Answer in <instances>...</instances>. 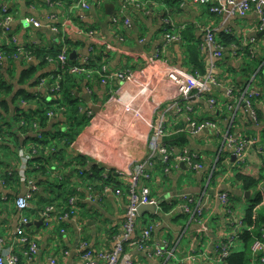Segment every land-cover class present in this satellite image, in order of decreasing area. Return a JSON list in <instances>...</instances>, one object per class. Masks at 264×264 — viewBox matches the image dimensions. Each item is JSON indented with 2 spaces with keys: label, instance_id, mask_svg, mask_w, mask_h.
I'll return each instance as SVG.
<instances>
[{
  "label": "crops",
  "instance_id": "0c3cea01",
  "mask_svg": "<svg viewBox=\"0 0 264 264\" xmlns=\"http://www.w3.org/2000/svg\"><path fill=\"white\" fill-rule=\"evenodd\" d=\"M79 1L51 0L48 3L45 0H0V4L7 6L8 16L11 17L9 27L5 30L0 28V47L16 49L12 56L4 57L0 72L3 70L2 74L13 80L14 87L19 85L28 91L41 93L49 101L51 96L48 90L57 83L55 80L51 85V77L39 78L41 81L37 86H30L28 81L17 83L20 73L30 66L36 67V71L29 81L57 69L54 62L41 64L40 60L25 51L26 47L50 49L67 47L66 44H69L71 51L68 58L84 66L93 57H103L98 72H81L87 76L80 80L79 89L75 91L79 111L86 115L88 122L69 145L61 140L50 143L49 168L45 174L39 170L44 162L29 160L25 180L20 178L17 182H5V170L8 174L10 170L14 171L20 177L19 164L17 157L0 148V235L3 246H12L16 253L21 254L19 264H49L51 258L56 260V264H83L82 240H86L94 249L113 248L120 238L128 201V176L116 175L115 171L130 170L136 162L145 158L153 132L163 119L166 135L182 130L188 134L185 147L196 154V162L201 164V168L193 170L179 162L175 167L173 161L165 169L155 161L149 178L141 182L149 188L150 196L158 201L159 206L155 213L137 211V226L132 238L152 225L150 238L146 242L149 249L161 240H168L170 247L176 246L174 256H150L145 248L138 250L128 246L127 242L124 243V252L132 257L133 264H179L181 261L192 264L184 259L188 250L194 249L195 252L204 251L207 258L213 259L210 261L212 264H220L223 259L221 244L228 243L237 250L242 248L237 240L240 232L238 225L241 228L244 225L242 216L236 224L229 203L231 199L247 200L255 194V190L248 191L247 197L241 185L234 178L231 180L230 177L235 174L232 172L240 170L254 176L261 175L257 190L264 192L262 154L257 150L258 145L264 147V125L262 122H252L248 114L242 108L237 109L233 102L239 82L244 85L251 77L249 71L247 75L240 74L241 69L256 67L254 72L264 78L262 73L258 74L264 66V34L257 27L256 15L248 12L243 17L239 16L233 13V7L226 8L223 13L209 9L210 6L219 5L222 0H209L207 4L193 0H85L88 8H82ZM106 4L113 5L111 14L106 13ZM30 18L37 20L39 26L28 23ZM125 19H129L128 25L124 23ZM206 29L211 30L216 38L220 33L231 35L237 43L223 46L221 56L217 58L213 45L205 40ZM167 33L175 35L176 39L168 41ZM251 39L254 41L250 42ZM191 46L199 49L203 71L195 68L189 59L188 47ZM246 51L251 52V56H246ZM155 52L159 53L160 60L151 64L148 58ZM255 62L257 65L251 66ZM126 71L131 72L129 80L104 78L106 73ZM177 71L196 72L203 78L209 73L218 82L217 85H209V94L196 97L193 92L190 100L182 102V105L192 108L190 112L177 113L171 107L180 96L171 74ZM252 84V80H249L248 85L252 87ZM229 86L234 87L231 96L227 95ZM253 86L261 87L259 83ZM83 94L88 96V100L81 98ZM210 97L216 101L214 106L207 100ZM19 102L25 109L35 107L34 103ZM227 104L232 105L231 109ZM59 110L48 112V127L65 131L68 126ZM188 118L195 122H219L220 133L230 125V132L240 131L244 136L254 137L256 146L248 147L244 161L232 158L233 149L224 143L219 133L205 129L192 134ZM33 142L26 139L24 145L16 149V155L22 148L29 151ZM8 145L10 151H15L10 141ZM79 157L85 159L84 166L79 164ZM218 159L221 165L217 164ZM94 164L102 168L100 174L103 177L110 173L122 178L119 181L121 189L116 188L121 190L120 193L109 185L99 191L91 187L88 177ZM214 168L217 173L214 172L212 176ZM79 169H85L88 175L80 176ZM187 172L189 179L182 181ZM63 176H69L66 186L72 187L76 195L72 197L79 199L74 213L64 223L50 227L43 222L33 224L42 217L30 214L32 207L20 212L10 204L27 191L29 182L37 186L30 202L38 192L49 198L56 191L55 186L62 183L60 180ZM188 180L191 187L183 185ZM106 186L109 190L104 191ZM222 192L228 193L227 204L218 199ZM90 193L92 200L86 199ZM184 194L202 200L204 209L200 216L182 211ZM160 202L174 204L164 212ZM257 210L264 211V202ZM22 215L29 219L23 226L24 234L37 244L35 254L26 255L25 245H21L19 236L15 235ZM261 227H264V223ZM111 228L116 232L109 233ZM249 264L263 263L251 254Z\"/></svg>",
  "mask_w": 264,
  "mask_h": 264
},
{
  "label": "built area",
  "instance_id": "2783aa9c",
  "mask_svg": "<svg viewBox=\"0 0 264 264\" xmlns=\"http://www.w3.org/2000/svg\"><path fill=\"white\" fill-rule=\"evenodd\" d=\"M48 3H51V0H45ZM96 2H100L101 0H95ZM196 3L207 4L209 0H193ZM79 5L82 8H88V4L85 0H80ZM233 7V13H237L239 16H244L248 12H253L257 17V27L264 34V0H222L219 5L210 6V10L216 13H223L226 11V8ZM11 21V17L8 16L7 6L4 4H0V28L7 29L9 27V23ZM28 23H32L35 27L39 26V22L34 18H30L27 20ZM124 23L128 25L129 19H125ZM55 29V28H53ZM205 40L207 43L213 45L214 55L219 58L221 56V50H223V45L220 44L218 39L215 37L214 33L211 30H205ZM166 39L168 41L176 39L175 35L167 33ZM254 39H251L250 42H253ZM18 51V49H17ZM236 53L235 51H233ZM159 53L155 52V55L150 56L148 58V62L151 64H155L160 58H158ZM4 57L0 53V65L2 64ZM60 68L65 69L71 73H80L85 69L83 63L80 64H70L68 59V52L66 51V47L61 48V53L57 59ZM104 69V68H103ZM173 74V80L178 85L179 95L177 99L172 103L171 107L175 112L181 111H191V107H187L186 105H182L183 101H188L193 96L192 93L195 92L196 97L203 96L204 94H209L210 84L217 85V81L213 76L209 73L203 77H201L198 73H186L179 72L177 73L171 72ZM260 74V73H258ZM104 78H116L119 80H129L131 78V72H117V73H106ZM249 80H252V83L260 84V86L250 87L248 85ZM248 83L244 85H240L237 91V96L233 97L234 105L237 109L242 108L252 122H256L257 118V109L253 107L252 100L256 97L259 99H263L262 105H264V78H261L257 75V73L253 72L251 77H249ZM54 90H58L59 86L55 84ZM227 90V95H233L234 87L229 86ZM58 96V95H57ZM56 96V97H57ZM211 106L216 104L214 98L210 97L207 99ZM186 106L185 108H183ZM228 109H231L232 105L227 104ZM259 107V106H258ZM169 108L168 110H170ZM52 113L50 112L49 115ZM162 116H164L162 114ZM232 120V119H231ZM190 129L189 131L192 134L199 133L205 129H212L215 133H219L220 136L223 137L224 143L228 145L229 148L233 149V154L239 160H245V156L247 155V149L249 146H256V139L254 137L244 136L240 131L230 132V125L227 130H224L220 133V123L215 122L213 120H203L200 122L192 121L188 118ZM257 123V122H256ZM32 129L37 136V138H41V132H39V127L37 123L32 124ZM168 135V134H167ZM164 130L163 119L160 120L159 125L153 132L152 139L149 141V152L145 156V158L139 162H136L132 169L126 170L125 172L117 170L115 171L116 175L119 176H128V188H127V205L125 211V218L121 225V234L120 238L113 245V248L110 249H94L92 248L86 240H82L80 243L81 257L83 264H133L132 257L124 252V243L128 246H133L138 250L145 248L148 250L150 256L162 257L168 256L171 258L174 256L175 248L170 247V242L168 240H161L155 244V246L149 249L146 244L147 240H149L152 225H149L147 228L142 229L138 236L134 235L136 230V219H137V207L139 204H155L158 208L159 203L156 199L150 196L149 188L141 184L142 179L149 178V171L155 165V159L158 157L161 162L164 164L165 169H168V163L171 159L174 161V166L177 167V163H185L188 165L190 169L199 170L201 168V164L196 162V154L192 153L187 147L182 148L180 151H175L174 148L170 147L164 140V137L167 136ZM163 138V139H162ZM0 137V141H1ZM257 150L262 154V161H264V147L261 145L257 146ZM37 149L34 145L29 147V151H25L23 148L18 150V156L20 158L19 164V172L22 180H25V172L27 170L29 160L34 156ZM173 157V158H172ZM37 190V186L29 182L27 191L23 194L19 195L14 204L16 208L20 212H24L28 210L30 205V200L32 198V194ZM109 190L108 186L104 188V191ZM116 192H119L117 189ZM185 204L182 205L181 209L184 212L190 213L193 216H200L204 209V204L201 199H198L184 194L182 196ZM88 200H92V194H88ZM218 199L223 203L227 204L228 193L222 192ZM79 199L77 197H70L68 200V211H64L60 216L53 217L51 216L54 208L53 206L46 207L45 211L41 214L43 223L45 226L50 227L52 224H61L67 221L74 210L77 207ZM193 205V208H191ZM199 221V220H198ZM29 222L27 216L22 215L19 220V225L15 230V235L19 236V241L21 243H28L29 247L26 250L27 254H35L37 252L38 246L35 242L28 240L26 235L24 234L23 226ZM221 257L224 258L230 251V244L224 243L221 244ZM250 252L255 258H257L261 263L264 264V227L261 229L260 235L256 236L250 245ZM185 261L192 264H212L210 261L213 259H209L206 257L204 251L195 252L194 249H189L186 256ZM0 264H19V259L17 257V253L14 251L12 246H3V238L0 237ZM49 264H56V260L51 258ZM179 264H184V261L179 262Z\"/></svg>",
  "mask_w": 264,
  "mask_h": 264
},
{
  "label": "trees",
  "instance_id": "16d2710c",
  "mask_svg": "<svg viewBox=\"0 0 264 264\" xmlns=\"http://www.w3.org/2000/svg\"><path fill=\"white\" fill-rule=\"evenodd\" d=\"M88 29V28H87ZM218 41L221 45L225 46L228 43H237L236 40L232 38L231 35L226 33H220L218 35ZM66 51H71V46L66 44ZM32 57L40 60L41 64H45L47 62H54L57 65V69L54 72L49 74L45 73L39 75L35 80H31L32 76L36 71V67H28L20 73L19 80L17 83L23 84L28 81L30 86H37L41 81L39 78L42 77H51L49 80L52 83L56 80V84L59 86L58 90H54V85L48 90V94L51 96V100H46L44 95L41 93H34L32 91H28L25 88L14 87L13 80L7 79L2 71L0 72V137L2 138L0 141L1 151H9V153L13 154L17 157V165L20 164V158L18 156V152L16 155V149L20 145H24L26 139L33 140V145L36 147L37 151L34 156L30 159V161H34L36 163L44 162V165L40 164L41 174L46 173L49 168V158L48 147L51 146L50 143L53 141L61 140L65 142V145H69L74 138L78 135L80 130L86 125L88 119L84 113H80L78 106V97L75 95V91L79 89L78 87L80 80L86 78V74L80 73H71L65 69L60 68L59 63L57 61L58 56L61 53V47L58 46L56 48H40V47H26L25 50ZM16 52V49L13 47H0V53L3 57L12 56ZM189 59L200 71H203L202 64L203 60L201 58L198 47L191 46L188 47ZM251 52L246 51V56H251ZM253 57V56H252ZM102 56H96L91 58L87 64H85V70H91L93 73L98 72L101 63ZM69 59V58H68ZM69 63L79 64L75 60L69 59ZM2 64L0 65L1 70ZM256 67H247L246 70L249 71V74L252 75L254 71H256ZM242 74L247 75L246 71L241 70ZM259 73H262V69L259 70ZM81 74V75H79ZM9 75V74H8ZM243 76V75H242ZM10 77V76H9ZM241 85L242 83L239 82ZM238 84V86H240ZM58 95V96H57ZM57 96V97H56ZM20 100L28 103H34V108L23 107ZM253 107L257 109V120L256 122H262L264 125V105H262L263 99H259L258 97L252 100ZM259 106V107H258ZM59 110L61 114L65 117L66 124L68 129L65 131H60L59 129H54L53 127H48L50 120H48V112ZM37 123L39 127V132H41V138H37L34 130L32 129V124ZM261 123V124H262ZM188 134L182 130L175 134H169L164 138L165 142L172 148L178 150L182 149L186 146L188 141ZM6 141V143H4ZM9 141L12 144V147H15V151H10L11 148L8 143ZM222 159L221 157L219 158ZM218 159V165H221ZM29 161V162H30ZM173 160L169 161L168 165L172 164ZM28 162V167L30 166ZM2 161H0V164ZM160 166H164L159 158H156V164ZM79 164L81 166L85 165V159L83 157H79ZM19 166V165H18ZM8 167V166H7ZM10 167V165H9ZM263 170H264V161H263ZM91 175L89 178V184L92 185L96 190H101L105 185L111 186L113 189L120 188L121 185L119 180L113 175L108 173L106 177H103L100 174L102 168L98 164L92 165ZM79 175L85 176L88 175V172L85 169H79ZM217 173L215 168L213 170L212 176ZM14 176L16 178L12 179ZM69 176H63L62 183L59 184L56 188V191L50 195L49 198H46L41 193H36L32 201L30 202L31 207L30 214H34L36 216H40L46 209V207L53 206L54 211L52 213L53 217L60 216L64 211H68V200L72 196H76L74 194V189L70 186H66L68 183ZM20 179L18 175L10 170V174L5 170L4 181L8 182L9 180H14L15 182ZM234 180L236 183L241 185V188L244 191H253L255 190L254 196H249L247 201L249 204L245 208L243 217L241 222L245 224V228H242L237 236V240L240 244H242V248L240 250L230 248L229 253L221 259L220 264H249V259L251 256L250 245L252 240L260 235L261 225L264 223V211L259 212L258 207L264 202V192H259L257 190V186L259 182L262 180L261 175H251L241 172L240 170L236 171L234 174ZM96 182V183H95ZM74 194V195H73ZM13 207L15 206L13 200L10 203ZM67 204V205H66ZM174 204V203H172ZM172 204H167L165 202H160V206L162 210L168 211ZM16 207V206H15ZM154 216V215H151ZM116 232L113 228L109 230V233ZM0 237H2L0 235ZM3 238V237H2ZM31 237L28 236V240ZM21 245H25V250L28 249L29 244L21 243ZM23 254V253H22ZM21 254L17 253L18 259H20Z\"/></svg>",
  "mask_w": 264,
  "mask_h": 264
},
{
  "label": "rangeland",
  "instance_id": "374dc122",
  "mask_svg": "<svg viewBox=\"0 0 264 264\" xmlns=\"http://www.w3.org/2000/svg\"><path fill=\"white\" fill-rule=\"evenodd\" d=\"M257 65V62L253 63L251 66H256ZM242 70V69H241ZM241 70H240V74H241ZM246 72H248V70H245ZM262 74L264 75V66L262 68ZM244 75V74H243ZM173 162V161H172ZM239 169V168H238ZM237 170H234L232 173H235ZM117 178V177H116ZM186 178L189 179V173L187 172V174L182 177V181H186ZM231 180L233 181V176L230 177ZM119 181H121L122 178H117ZM142 181V180H141ZM191 181H187V183L183 184L184 186H189L191 187L190 185ZM117 190V189H116ZM120 193L121 190L118 189ZM128 193V192H127ZM249 204V202L247 200H245L244 198H241L240 200L238 199H231L230 203H229V206L231 207L232 206V216L234 217V220L236 221V224H238L237 221H240L239 217L242 216L243 217V214H244V211H245V208L247 207V205ZM241 217V219H242ZM240 230L242 228H245V224L243 225V227L241 228L240 225H238Z\"/></svg>",
  "mask_w": 264,
  "mask_h": 264
},
{
  "label": "water",
  "instance_id": "95a60500",
  "mask_svg": "<svg viewBox=\"0 0 264 264\" xmlns=\"http://www.w3.org/2000/svg\"><path fill=\"white\" fill-rule=\"evenodd\" d=\"M112 6H113L112 4H106L105 5V10H106L107 14H111L112 11L110 9L112 8ZM72 56H73V53L70 54L71 58H72ZM81 98L88 100V96L86 94L81 95ZM234 157H235V154H232V158H234ZM245 195L248 197V191H246ZM156 208L157 207L155 204H139L137 207V211L139 213H141L142 211H149V212L155 213ZM42 222H43V220L40 219L38 222H36V223L34 222L33 224L40 225V224H42Z\"/></svg>",
  "mask_w": 264,
  "mask_h": 264
}]
</instances>
